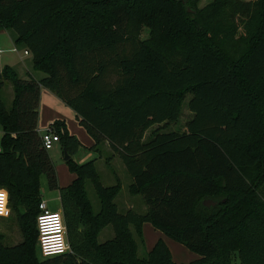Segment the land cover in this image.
<instances>
[{
    "label": "trees",
    "instance_id": "trees-1",
    "mask_svg": "<svg viewBox=\"0 0 264 264\" xmlns=\"http://www.w3.org/2000/svg\"><path fill=\"white\" fill-rule=\"evenodd\" d=\"M197 1L0 0V30L11 31L43 73L21 79L0 69V188L13 210L22 208V240L0 245V264H233L234 256L264 264V0ZM40 87L74 112L91 139L87 149L106 142L118 156L143 211H117L119 180L103 186L94 159L71 158L80 142L62 120L48 126L74 177L57 186L36 129ZM186 92L184 130L154 128L143 139L152 125L177 119ZM40 174L58 190L69 248L38 259ZM144 222L198 257L175 263L160 239L138 256ZM104 225L112 236L97 243Z\"/></svg>",
    "mask_w": 264,
    "mask_h": 264
},
{
    "label": "rangeland",
    "instance_id": "rangeland-1",
    "mask_svg": "<svg viewBox=\"0 0 264 264\" xmlns=\"http://www.w3.org/2000/svg\"><path fill=\"white\" fill-rule=\"evenodd\" d=\"M208 1L209 0H198L196 2V6L200 7ZM239 32L240 30L238 29V33ZM8 33H6L5 30H0V48L1 49L12 47V44L10 43L8 39V35H7ZM147 34H148V28L145 26H142L141 31L139 33V38H145ZM237 47H238V51H240L244 47V45L238 44ZM17 49H19L18 52L22 54L21 53L22 48H17ZM15 56H16V52L4 50L0 54V66H2L3 60L11 61V59ZM25 57L28 58L27 56ZM33 71L39 72L36 70H33ZM8 88H10V84L8 82H4L2 89H1V97L6 107H8L10 103L9 96L6 94V91H8ZM189 97H190L189 93L186 92L183 94L181 101H180V105H179V115L175 121L168 122L164 125L163 124L152 125L150 128H148L144 132L143 139L147 137L149 133L153 131L154 128L155 129L158 128L164 131L184 130V124L191 116V113L188 111L187 105H186V102ZM43 110L45 114L51 113V106H49L48 102H44ZM57 110L59 109H56V111ZM65 117H66L65 119H67L68 129L72 130V127H73L72 121L70 120L69 116H65ZM0 134H1V131H0ZM82 134H83V138L79 136L78 138L77 137L76 138L84 145L87 143L84 141V138H86L91 143V139L85 133V131H83ZM251 139L253 140L254 137H251ZM81 143H80V146L78 147V150L71 156V158L77 163H83L87 161L88 159H90V158L88 159L84 158L83 154H85V152H89V153L91 152L92 157L98 154V152L96 151L87 149V147L83 146ZM86 145H89V144H86ZM47 153L54 167L57 186L60 187L62 185H66L67 183L71 181L69 177L72 176L73 178L74 175L68 171L67 166L63 161L62 149H61L60 143L59 142L53 143L51 149L47 150ZM103 158L100 160L96 158V160H94V165L98 173L99 181L101 185L109 186V185L114 184L115 177L119 180L120 189L113 198V201L116 204L117 211L124 212L126 209H133L137 212H141V208H144V205L141 201L140 196L129 194L127 192V185L130 181V178L128 177L126 173L121 160L120 159L114 160L113 168L117 176H113L112 173L105 167L103 163ZM85 188H86L88 198L91 201L92 209L95 212L98 210V203H97V199L95 198L93 194V190L89 182H85ZM2 190L6 194V190L4 188H0V211L3 210L4 203H5V194ZM38 191H39V197H40L39 201L44 202L45 209L51 212L61 213L60 206H59V200H58V190L48 189L46 178L43 174L38 175ZM6 209H7L6 214L0 215L2 216L0 217V245L1 246L13 245L15 243L21 242L22 240V233L20 232L19 225H18L19 224L18 215L22 212V208L17 207V209L13 210L11 208L10 203H7V194H6ZM37 209H38V204H37ZM111 236H112L111 227L109 225H104L99 229L98 233L96 234L95 241L97 243H102L105 240L109 239ZM141 236L143 239V244L138 245V251H137L138 256H143L145 254V251L149 250L157 239H160L161 241H163V243L166 245V247L169 250L171 260L173 259L177 263L189 262L193 260L195 256H197L195 253L188 250L182 244L172 240L171 238L167 237L160 231L154 229L148 222L143 223L142 228H141ZM35 254L38 259L41 258V256L37 252L36 245H35ZM232 262L233 264H238L236 256H234Z\"/></svg>",
    "mask_w": 264,
    "mask_h": 264
},
{
    "label": "crops",
    "instance_id": "crops-1",
    "mask_svg": "<svg viewBox=\"0 0 264 264\" xmlns=\"http://www.w3.org/2000/svg\"><path fill=\"white\" fill-rule=\"evenodd\" d=\"M6 33H8L9 30H5ZM8 35V39L10 41V43L12 44L11 48H14L15 46L12 43V39H13V33L11 31H9ZM11 48H5V49H1L2 52L4 50H8L11 51ZM15 51L16 52V56L13 57L11 59V61H7V60H3L2 61V66L3 65H7L10 66L12 69H14V71L16 72L17 76L21 79H28V78H32L35 80H38L39 78H41L43 76V73L40 71L39 72H34L31 68V63H30V54L29 52H27L26 54L23 53V49L21 51L22 54H20L18 51L19 49H17L15 47ZM1 52V53H2ZM25 56H27L28 58H26ZM1 66V67H2ZM6 94L9 96V99L11 98V88H8V91H6ZM44 102H48L49 106H51V113H44L43 110V104ZM56 109H59L56 111ZM67 109V110H66ZM60 111V112H59ZM63 111V112H61ZM65 116H69L70 120L72 121V130L68 129V125H67V119H65ZM54 120H62L64 122V124L66 125V129L68 130V132L72 135H74L75 137L78 138L81 137L83 138V128H80L81 126L78 124L77 122V118L74 114V112L72 110H70L60 99H58L51 91H49L46 88L40 87L39 88V99H38V105H37V119H36V129L37 132L39 133L42 129H44L45 127L48 126V124L52 123ZM183 131V130H181ZM79 141V140H78ZM84 141L87 142L86 144H91L90 141H88L86 138H84ZM80 142V141H79ZM81 143V142H80ZM82 144V143H81ZM84 145L85 147H88L89 145ZM51 149V148H50ZM84 158L85 159H94L96 160V158H98V160L102 159L103 157V163L105 165V167L112 173L113 176H117L115 174L114 168H113V162L115 159H119L118 156L110 149V147L108 146V144L106 142L102 143L99 149V152L96 156L92 157V153L90 152H85ZM89 160V159H88ZM107 160V161H105ZM69 179H72V176L69 177ZM68 184V183H67ZM65 186V185H62ZM60 186V187H62ZM144 208H141V211H143ZM2 217V216H0ZM146 223V222H144ZM143 225V223H142ZM141 225V228H142ZM198 256H195V258H197ZM173 260V259H172ZM173 262H175L173 260ZM177 263V262H175Z\"/></svg>",
    "mask_w": 264,
    "mask_h": 264
},
{
    "label": "built area",
    "instance_id": "built-area-1",
    "mask_svg": "<svg viewBox=\"0 0 264 264\" xmlns=\"http://www.w3.org/2000/svg\"><path fill=\"white\" fill-rule=\"evenodd\" d=\"M10 50L15 51L16 49L14 47ZM1 52L2 50L0 49V54ZM23 53L26 54L27 51L23 49ZM39 138L41 147L45 150H49L52 144L58 141V135L49 126L39 132ZM6 212L5 194V203L0 215H4ZM35 231V245L41 257L59 255L68 251L69 247L65 240V229L61 213L48 211L42 201L38 203V213L35 216Z\"/></svg>",
    "mask_w": 264,
    "mask_h": 264
},
{
    "label": "water",
    "instance_id": "water-1",
    "mask_svg": "<svg viewBox=\"0 0 264 264\" xmlns=\"http://www.w3.org/2000/svg\"><path fill=\"white\" fill-rule=\"evenodd\" d=\"M68 156L66 154H63V161L66 160ZM203 205H210L213 204L214 202L210 201L209 199H205L202 201Z\"/></svg>",
    "mask_w": 264,
    "mask_h": 264
}]
</instances>
